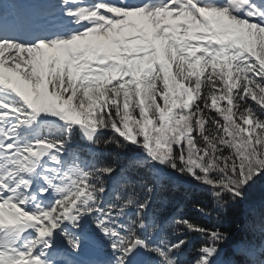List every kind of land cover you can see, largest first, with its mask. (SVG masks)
Listing matches in <instances>:
<instances>
[{"label": "snow or ice", "instance_id": "obj_1", "mask_svg": "<svg viewBox=\"0 0 264 264\" xmlns=\"http://www.w3.org/2000/svg\"><path fill=\"white\" fill-rule=\"evenodd\" d=\"M4 2L0 264H264V0Z\"/></svg>", "mask_w": 264, "mask_h": 264}, {"label": "trees", "instance_id": "obj_2", "mask_svg": "<svg viewBox=\"0 0 264 264\" xmlns=\"http://www.w3.org/2000/svg\"><path fill=\"white\" fill-rule=\"evenodd\" d=\"M174 72H175V68H174ZM174 72H173V73H174ZM223 103H224V102H221V106H223ZM213 115H215V110H213ZM218 118L221 119V121H222V117H218ZM193 135L196 136L197 133H193ZM186 210L189 211V212H190L191 214H193V215L195 214V210H194V209L186 208Z\"/></svg>", "mask_w": 264, "mask_h": 264}, {"label": "rangeland", "instance_id": "obj_3", "mask_svg": "<svg viewBox=\"0 0 264 264\" xmlns=\"http://www.w3.org/2000/svg\"><path fill=\"white\" fill-rule=\"evenodd\" d=\"M0 4H4V6H9V5H7L5 2H4V0H0Z\"/></svg>", "mask_w": 264, "mask_h": 264}]
</instances>
